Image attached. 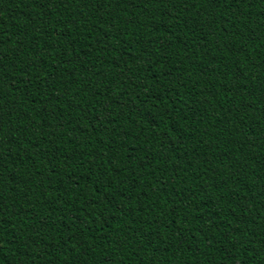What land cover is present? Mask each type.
<instances>
[{
  "label": "trees",
  "instance_id": "16d2710c",
  "mask_svg": "<svg viewBox=\"0 0 264 264\" xmlns=\"http://www.w3.org/2000/svg\"><path fill=\"white\" fill-rule=\"evenodd\" d=\"M0 264H264V0H0Z\"/></svg>",
  "mask_w": 264,
  "mask_h": 264
}]
</instances>
